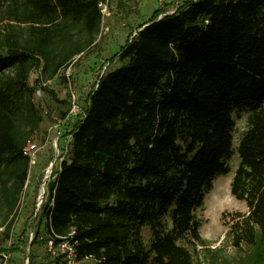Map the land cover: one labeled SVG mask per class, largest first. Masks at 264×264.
Wrapping results in <instances>:
<instances>
[{
	"label": "trees",
	"instance_id": "obj_1",
	"mask_svg": "<svg viewBox=\"0 0 264 264\" xmlns=\"http://www.w3.org/2000/svg\"><path fill=\"white\" fill-rule=\"evenodd\" d=\"M103 1L0 0V251L27 178L22 148L43 121L34 92L56 98L47 82L95 43ZM161 13L87 93L38 241L67 240L85 264H264V0H181ZM235 109L248 115L229 187L247 210L212 246L194 212L229 171Z\"/></svg>",
	"mask_w": 264,
	"mask_h": 264
},
{
	"label": "rangeland",
	"instance_id": "obj_2",
	"mask_svg": "<svg viewBox=\"0 0 264 264\" xmlns=\"http://www.w3.org/2000/svg\"><path fill=\"white\" fill-rule=\"evenodd\" d=\"M181 0H106L102 5V16L100 32L95 43L82 55L76 57L70 66L61 70L55 78L47 82L48 87L56 93V98L36 89L34 102L41 109L43 121L35 135V140L44 145L36 155V164L30 169L28 186L22 190L18 201L16 218L11 229L9 240L3 246L13 245L16 250L11 252L12 264H28V257L32 254L34 264H60V256L57 251H52L46 244L38 240L46 237L44 221L41 214H38L40 201L44 200L42 194L40 176L36 172L40 169L41 175L48 162L54 161V170H58L61 159L68 160L70 156V131L74 126L76 117H80L86 106V95L94 89L98 79L106 72L119 65L117 56H114L126 39L135 34L138 26L146 22L155 9L162 13L170 12ZM36 72L30 74V83ZM71 93L78 103L79 111L71 116L62 117V113L69 109ZM68 111V110H67ZM248 111L246 109H235L231 116L234 121L232 129L233 154L228 161L229 171L226 174L218 175L213 179L212 188L205 194L202 206L194 212L199 221L198 232L201 237L212 242V246L220 244L224 238L227 224L230 222L233 213L247 210L242 200L236 199L230 193V181L238 164L236 146L238 140L246 128ZM57 141L58 148L54 141ZM57 155V156H55ZM39 171V172H40ZM213 191L229 195L226 205L219 210L215 207L211 198ZM46 200V196H45ZM226 202V200H225ZM37 206V212L35 208ZM38 221V222H37ZM0 226V238L1 231ZM34 233L31 241L27 238L28 232ZM143 235L146 240L149 238V230L143 228ZM86 263V262H85Z\"/></svg>",
	"mask_w": 264,
	"mask_h": 264
},
{
	"label": "built area",
	"instance_id": "obj_3",
	"mask_svg": "<svg viewBox=\"0 0 264 264\" xmlns=\"http://www.w3.org/2000/svg\"><path fill=\"white\" fill-rule=\"evenodd\" d=\"M105 3H106V0L103 1V2H100L98 4L99 7H100V10H102L101 7ZM174 9H175V7H174ZM172 11H170V12H172ZM96 85H97V83H96ZM69 102H70L69 103V107H68L69 109H68V111H67V113L65 115L66 117L71 116V115H73V113H76V112L79 111L78 103L75 100V97H74V95L72 93H71V97H70V101ZM82 115H83V112L80 115V117ZM70 139H71V137H70ZM54 145H55L56 148H58V143H57L56 140L54 141ZM43 146L44 145L40 144L38 141L33 140V141L28 142L22 148V153L26 157H28V173H27V178H26V181H25L24 189L28 186V182H29V179L31 177L30 176V169H31V167H33L36 164V155H37L38 151ZM55 156H57V155H55ZM61 160H60V162H61ZM53 162H54L53 160L48 162L47 166H45V168H43V171H42L43 175H41V171H40L41 168L36 172V176H40V180L39 181H41L40 185H41V188H42V194L44 196V200L40 201L42 205L40 206L39 211L37 210V206H39V204L38 205L36 204L35 212L38 211V214L42 213L43 206L46 205V203H48L47 186H48L49 181L54 178V176L56 175V172L58 171V170H56L55 172H53L54 163H55V162L54 163ZM60 162H59V165H60ZM58 169H59V166H58ZM45 196H46V200H45ZM51 204L52 203L50 202V205ZM33 236H34V233H32L30 231L27 233V238L30 241L33 238ZM46 245L53 252L57 251L56 255L60 256V259H61L60 264H85V262H86L85 258L78 259L76 257L75 247L67 240H61V241L55 243V242H53L52 239H48L47 242H46ZM9 247L10 246H8V247H4L3 246V250L0 251V264H12V263H10V260L12 259V253H11V251L8 250Z\"/></svg>",
	"mask_w": 264,
	"mask_h": 264
},
{
	"label": "bare ground",
	"instance_id": "obj_4",
	"mask_svg": "<svg viewBox=\"0 0 264 264\" xmlns=\"http://www.w3.org/2000/svg\"><path fill=\"white\" fill-rule=\"evenodd\" d=\"M229 199V195H225V194H221L218 191H213V196L211 198V201L213 202L212 204L215 205V207L219 210V208H221L224 204L226 205L227 200ZM226 200V202H225Z\"/></svg>",
	"mask_w": 264,
	"mask_h": 264
}]
</instances>
